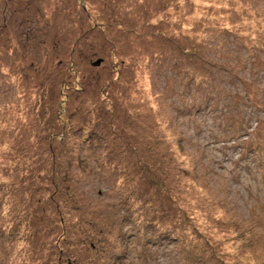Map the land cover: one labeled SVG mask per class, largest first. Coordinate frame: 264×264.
I'll return each instance as SVG.
<instances>
[{"label":"rangeland","instance_id":"rangeland-1","mask_svg":"<svg viewBox=\"0 0 264 264\" xmlns=\"http://www.w3.org/2000/svg\"><path fill=\"white\" fill-rule=\"evenodd\" d=\"M79 1L0 0V264H264V115L225 112L264 0Z\"/></svg>","mask_w":264,"mask_h":264},{"label":"trees","instance_id":"trees-1","mask_svg":"<svg viewBox=\"0 0 264 264\" xmlns=\"http://www.w3.org/2000/svg\"><path fill=\"white\" fill-rule=\"evenodd\" d=\"M76 1L78 3L79 0H76ZM84 1H85V5L89 4L90 12H91L92 16H90L88 14V10H86V8L82 9L80 7L81 11H79V12L84 13V19H85L82 21L83 26H89L90 25L93 29L97 30L98 33H100V34H103V32H105V30H108V29H110L111 31H115V32L120 31V33H121V31L123 29L122 27L125 24V21L122 20V15H120L122 13L121 10H123V8H121V7L118 8L120 11V13H118V11L115 12V7H110V6H108V4H105V6H103V3H102L99 8L94 9L95 4H96V2L94 0H84ZM76 7H78V6L76 5ZM97 11H99V12H97ZM79 25H80V23L77 22V26H79ZM235 36H236L235 40L237 41V43H239L238 47H237V49L239 51L235 50L236 54L234 55V57L232 58V61H230L229 65H227V66H228L229 72L233 73L235 76H239L238 74L241 70H243V68H246V69H244L246 71H249L251 68V65H249V62H245V59L242 58V55L240 53L242 51H246L248 53V55H250L252 58H255V60H256L255 55H257V52H254V50L255 49L258 50L261 48H260V46H257L255 44L256 41H254V40L252 41L250 39H246V37H241V36L239 37L237 35H235ZM222 48H223V46L218 48V49H214L212 51V52H214L213 54L217 55L222 50ZM195 50L196 49H193L192 51H195ZM203 50L208 52V53H211V50H207V49H203ZM192 51H188V53L191 54ZM183 52L187 53V51H185V49H183ZM244 56H246V54H244ZM97 61H100V64L98 66H94V64ZM105 61H106V57L105 58L104 57L98 58L95 61H93L91 63V65H92V67L99 68L100 66H102V64ZM262 67H264V66H262ZM246 71H244V72H246ZM115 73L118 74L117 71H115ZM257 78H258L257 74H255V73L252 74V79L254 80L252 82L250 74L244 73V75H242L243 83L241 85V89H240L239 93H236L235 94L236 96L232 97L233 100L231 98L232 101H231L230 105L228 106L229 111L225 110L227 116L229 115V117L231 118V117H234L233 114L238 115V117L240 118V121H241V122H238V125H237V127L239 126V131L236 134V132H235L236 128H235L234 132H233L234 134L232 135L233 137H231V139L229 138L228 142H234V141H236V139L241 138V136H239L240 132L246 136L248 135L249 138H251V137L253 138V135L256 132H258V129L261 126V123L263 122V120H261V115H264V81H261L259 83L258 82L259 80H256ZM263 78H264V76H263ZM250 81L253 84H249ZM261 85H263V88L261 87ZM255 86H256V90L254 91ZM207 91H209V89ZM208 93L207 94L210 95V92H208ZM232 95H233V91H229L228 96H232ZM216 96L219 97V95H215V97ZM236 100H239L242 102H239ZM168 124L170 125V128H171L172 125H171L170 121L168 122ZM253 124H255V127H253ZM234 125H231V127H233ZM249 130H251V131L249 132ZM263 144H264V139H262V141H261V145H263ZM250 146L253 148L252 144ZM259 147H260L259 145L258 146L256 145L257 149ZM133 148L131 149L129 147V149L134 152ZM255 154H257V153H255ZM260 155L263 157V161H264V148H263V151H261ZM151 172H152V174H154V171L151 170ZM191 215H192V213H190V216ZM239 236H241L240 238H242V239L244 238L243 233H239ZM245 253H248V252H245Z\"/></svg>","mask_w":264,"mask_h":264},{"label":"water","instance_id":"water-1","mask_svg":"<svg viewBox=\"0 0 264 264\" xmlns=\"http://www.w3.org/2000/svg\"><path fill=\"white\" fill-rule=\"evenodd\" d=\"M100 64V61H97L94 66H98Z\"/></svg>","mask_w":264,"mask_h":264}]
</instances>
